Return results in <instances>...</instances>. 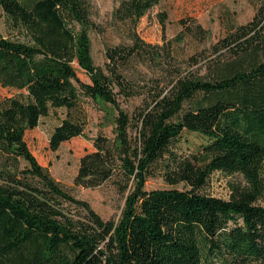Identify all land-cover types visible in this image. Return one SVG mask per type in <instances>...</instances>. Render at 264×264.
<instances>
[{"label":"trees","instance_id":"trees-1","mask_svg":"<svg viewBox=\"0 0 264 264\" xmlns=\"http://www.w3.org/2000/svg\"><path fill=\"white\" fill-rule=\"evenodd\" d=\"M159 1L118 0L112 17L135 24ZM260 1L249 22L211 46L217 57L200 72L195 56L184 69L167 68L135 32L129 46L105 49L102 68L91 56L86 0H0L23 35L0 37V86L22 91L0 102V264H264ZM195 29L191 33L199 35L201 27ZM132 58L151 61L167 81L156 76L150 86L133 83L120 68ZM73 62L88 82L78 78ZM81 94L108 103L116 115L114 136H95L74 183L97 187L112 180L119 192L129 188L117 220H103L65 190L24 138L56 108L66 115L53 127L49 148L82 136L84 122L72 116ZM119 96L140 97V103L130 113ZM183 130L206 137L199 155L170 150ZM159 169L169 183L190 189L146 190ZM216 171L239 174L246 185L232 184L227 199L199 192Z\"/></svg>","mask_w":264,"mask_h":264},{"label":"rangeland","instance_id":"rangeland-1","mask_svg":"<svg viewBox=\"0 0 264 264\" xmlns=\"http://www.w3.org/2000/svg\"><path fill=\"white\" fill-rule=\"evenodd\" d=\"M89 5L91 26L87 32L91 42V56L95 65L105 67V49L116 45L129 46L132 43L131 33L137 36L150 47L161 54L164 66L176 70L187 66L186 60L198 57V71L204 72L211 59L217 57L212 53L211 46L228 36L239 25L249 22L260 0H160L135 24L129 21L120 22L112 17V11L118 0H86ZM199 25V35L191 33L195 25ZM191 26L190 29L185 26ZM79 27L77 26V29ZM0 37L19 38L23 35L18 29L11 26L3 10L0 8ZM152 46V48H151ZM78 78L88 82L87 74L73 62ZM121 70L127 74L129 80L138 85L150 86V77H159L167 81L165 73L149 60L140 61L132 58L122 65ZM21 90L0 86V102L6 97L19 95ZM119 98L120 106L132 112L140 103V97ZM66 115L65 108L50 109L42 116L38 126L25 132V141L36 157L37 161L48 168L52 177L74 197L87 201L93 210L103 220H117L128 192H119L112 180L106 181L97 187H83L74 183L77 174L79 159L82 155L93 150V139L98 134L108 138L114 136V116L116 111L108 103L94 100L80 95L78 109L73 110L72 116L79 117L84 122V133L63 142L57 150L49 148L48 140L53 130ZM135 132H132V136ZM207 139L202 134L183 130L179 137L171 144L170 150L182 155H199L202 145ZM202 160H198L201 164ZM264 179V170L262 173ZM246 185L239 174L228 175L222 172H213L207 184L199 190L204 194L227 199L230 187ZM130 186V184H129ZM128 186V187H129ZM145 189L177 188L188 190L190 186L182 181L169 183L162 174V169L149 177L145 182ZM70 212L78 213L80 209L70 203L64 204Z\"/></svg>","mask_w":264,"mask_h":264}]
</instances>
